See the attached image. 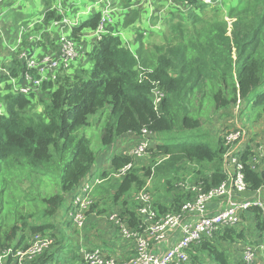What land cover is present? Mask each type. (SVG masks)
Listing matches in <instances>:
<instances>
[{"label": "trees", "instance_id": "1", "mask_svg": "<svg viewBox=\"0 0 264 264\" xmlns=\"http://www.w3.org/2000/svg\"><path fill=\"white\" fill-rule=\"evenodd\" d=\"M175 1L180 9L168 12L161 33L134 41L138 44L136 54L125 47L118 32L107 28L84 54L90 66L79 64L74 70L60 72L55 82H43L37 95L11 92L7 82L17 77V69L21 74L25 71L23 63L12 57L8 75H0L6 92L0 95L5 108V114L0 115V256L26 248L27 238L39 236L48 237L51 245L25 264H83L78 239L81 230L74 229L67 215L71 201L66 209L64 205L94 169L96 155L90 141L78 135L81 128L90 125L91 116L99 114L105 119L100 134L104 147L123 137H138L142 131L153 134L155 140L161 136L163 144L154 143L146 150L147 166L139 165L129 152L115 154L109 173L101 175L99 187L103 190L94 195L96 200L84 215H104V210L94 211L106 201L117 208L122 222L142 232L145 224L134 200L137 193L150 197L156 221L179 213L182 204L192 199L185 190L190 184L207 191L225 181L221 169L228 150L224 135L235 128L225 126L211 140L202 125L210 116L240 103L257 112L255 121L264 117V0H236L226 16L218 7H208L200 0ZM52 3L42 0L46 11L36 28L62 20ZM123 7H131L128 0ZM137 17L138 11L132 10L124 26L132 25ZM100 19V12L93 13L72 28L70 38L79 42L81 33L95 31ZM151 37L157 40L144 48ZM259 88L262 91L255 94ZM251 136L257 142L252 143ZM248 144L239 160L250 193L264 187V157L255 170L250 163L256 147L262 145L264 151V141L260 144L253 134ZM215 160L219 165H213ZM128 164H132L130 170L119 175ZM190 164L199 168H187ZM24 179H47L56 191L19 200L14 188ZM153 181L163 184L165 196L148 189ZM131 191L133 195L125 199ZM61 216L69 218L77 241L63 244L68 238L56 222ZM32 219L36 220L30 222ZM108 227L113 229L111 224ZM54 230L57 235H47ZM248 230L255 237L250 245L264 243V219L256 209L242 217L240 226L219 231L212 239L192 246L189 264H243L241 256H229L227 247L244 241ZM82 238L84 245L94 244Z\"/></svg>", "mask_w": 264, "mask_h": 264}, {"label": "built area", "instance_id": "2", "mask_svg": "<svg viewBox=\"0 0 264 264\" xmlns=\"http://www.w3.org/2000/svg\"><path fill=\"white\" fill-rule=\"evenodd\" d=\"M200 1L206 6H211L212 2H220V0ZM106 12L105 10L102 15ZM62 23L65 24V20ZM107 32V26L104 27L101 22L95 30L97 41ZM61 34L54 54L45 55L42 59H36L26 53L18 54L17 59L23 63L25 71L21 74L22 84L18 85L15 79L7 82L11 86V92L24 96L31 93L37 95L43 82L53 83L60 72L70 70L77 59L78 51L69 34ZM7 72L0 64V75H8ZM234 128L229 133L224 132L226 133L224 140L228 147L227 153L223 156L225 181L207 191L190 184L185 187V190L192 194V199L182 204L179 213L167 214L156 221L154 220L155 212L151 209L150 197L143 192L137 193L134 200L140 206L138 215L144 219L145 224L142 232L129 228L128 224L122 222L115 213L108 217L109 224L114 227L121 241L133 245L132 255L127 261L121 262L100 247H81L79 251L83 264H189V252L192 246L204 239H212L219 231L236 227L250 210H258L264 219V199L261 197V189L264 187L249 193L241 173L242 166L239 159L247 145H250L248 144L249 132L237 123L234 124ZM153 138V134L142 131L138 136V143L129 154L136 160L143 158L146 150L153 145ZM263 157L264 151L261 145L254 149V155L250 156L252 169H256L259 165L257 163ZM131 166L132 164L125 165L120 169L119 175H124ZM93 173L94 170L86 176L83 185L71 199L72 209L69 213L74 227L78 230L81 228L85 212L92 204L93 189L103 182L101 174L94 175ZM113 176L117 177L112 174L111 177ZM246 193L251 194L248 199L239 198L240 195ZM215 201H220L221 207L211 212L207 209V205ZM190 217H194L195 220L190 222ZM175 235L177 238L174 243L166 248L160 247L162 244L170 243ZM50 245L51 240L48 237L36 236L26 248L13 252L7 251L0 256V264H25L49 249ZM263 245L246 246L240 255L241 262L243 264H264Z\"/></svg>", "mask_w": 264, "mask_h": 264}, {"label": "rangeland", "instance_id": "3", "mask_svg": "<svg viewBox=\"0 0 264 264\" xmlns=\"http://www.w3.org/2000/svg\"><path fill=\"white\" fill-rule=\"evenodd\" d=\"M5 1H7V0H0V5L3 4ZM37 1L39 3L42 2V0H37ZM149 1H151V0H149ZM164 1H166V0H164ZM23 2H25V1L23 0ZM26 2L27 3L24 6V14H21V18L24 17V18H22L23 19L22 22L25 20L26 21L28 20L27 23L30 25V28L31 29L35 28L34 33L36 34V36H39V37L42 36L45 39H49V42H47V45H49L52 40L57 41L59 39L60 35H62L61 32L56 34V30L54 28L47 27V26H43L40 29L36 28L37 25H40V23H41L40 15L42 12L34 11V13H39V15H35L31 19L27 18V11L31 8V4L29 1H26ZM161 2H163V0H159L157 3H154V4L152 1H151V3L150 2L148 3V4H150V6L153 4L152 7H150L148 5L149 14H150L149 19H151V23H150V21H148V22L152 26V28H151V30L149 28L140 30L139 32L141 34H134V32L132 30L133 25L135 23H137L139 20L138 17L135 19V21L132 25L124 26V21H125V19H127L131 15L132 10L130 11V9H125L123 7L125 5L123 0H120V2H118V0H106L105 9H103L102 11L104 12L106 10L107 12L101 16L100 23L102 22L104 27L107 26V28L111 27L114 29H118V34L121 37V39H123V41L125 43V47L127 46L131 51H134L133 53L136 54L138 44L134 43V41H136L139 38V36H141L142 38H140V39L143 40V39L150 37L151 34L156 35V34L161 33L164 30L163 20L166 17L169 19V17L166 16L167 13L171 12V11H173V12L178 11V10H174V9L172 10L171 8H169L167 11L166 6L164 4L160 5ZM221 2H222V4H220ZM226 3H231L232 5H235L236 0H220L219 3L218 2H212L211 6H208V7H211V8L218 7L220 12H221L220 14L226 16L225 14L228 13L229 8L231 7V6L227 5ZM223 4L226 6L224 7ZM177 5H179V3H177ZM72 8L73 7H69V6L60 7V9L62 11H67V10L72 11ZM98 10H99L98 7L93 8V11H94L93 13L98 12ZM0 12H3V11L0 9ZM73 13L74 12L72 11V14ZM93 13L85 14L86 16L82 17V21L88 19ZM0 14H1V16L5 17V19H7L9 12H3ZM161 19H162V21H161ZM118 20H119V22H116ZM225 20H227L229 23L231 21L228 18H225ZM121 21H122V25L120 23ZM60 25H61V23H60ZM63 25L65 26V31L67 32V31H69V29H71V26L73 25V23L71 21L69 22L65 19V24H63ZM49 29H52L54 31L51 33L52 37H50V33L48 32ZM114 29H112V30H114ZM23 31H24V29L22 27H20L19 33L14 32L9 37H5L2 29L0 28V40L2 42H4V43H1V45H0V62L3 61V58H5V60L7 62H9L5 65L6 70L10 64V60L12 59L10 52H12L14 50V48L19 47L22 43L21 33ZM135 35H137V38H134ZM156 38L157 37L149 38V40L144 44V45L147 44L146 46H144V48H147V46H150V44L152 43L153 40H157ZM19 40H20V42L18 43ZM13 43H16L14 48L6 46V44H13ZM136 45H137V48H136ZM77 51H78L79 55L81 56V55L89 52L90 47L87 46L86 49L84 48V50L82 51L80 46L77 45ZM5 54H6V56H5ZM13 54H14V56H16V58L18 57V55H16V54H18V51H16V49L14 50ZM83 62H85V61H83ZM4 85H5L4 83H2V85H0V95L1 96H2V89L4 88ZM261 91H262V88H259L255 92V94H258ZM236 107H237V105H236ZM236 107H233V106L229 107L225 110L220 111L219 113H216L215 115L210 116L206 120L205 124L202 125L203 132L206 134V137H208L211 140H215V137L221 134V132L225 126H234L235 123L240 124L244 128H247L249 130L248 132L250 134L251 133L255 134L259 138L263 137L264 136V117H262L260 119L261 121H259V120L255 121L257 112L252 111V109L250 107H248L246 105V103H240V105H238V109H236ZM107 113H108V109L106 108L104 110L105 118H106ZM3 114H5V108L2 106V108L0 109V115H3ZM102 117L103 116H100L99 114L96 116L89 117L90 125L83 127L78 131L79 136L87 138L90 141L91 149L96 155V161H95L94 167L99 165V174H102V172L105 170H108V168L110 170L111 159L113 158V156L115 154L121 155L118 152L119 146L123 145L121 148V150H122L121 152L124 153V152H130L132 150V148L135 147L136 144L138 143V137H129L130 140H125V141L121 140L120 143H119V140H116L113 143V145L110 147L102 146L101 142H100V134H101V128H102L104 121H105V119H103ZM99 119H101V120H99ZM159 138H160V140H155V137H154L153 138L154 140L153 139L152 140L156 143L163 144V140L161 139L162 137L159 136ZM251 141H252V143H255V142H257V139H255V137L253 138L251 136ZM148 157L149 156L147 155L146 157H143L141 159H137L136 161L139 165L147 166L148 161H149ZM213 165H215V166L219 165L218 160H215L213 162ZM187 168L197 170L199 168V166L197 164H190V165H187ZM222 168H223V164L221 165V169ZM204 171H206V173H208L207 170H204ZM17 184H18V187L13 186V187H15L14 188V194L16 195L17 199L22 200V201L33 200V199H36L41 194L50 195L51 193H54L56 191V189L54 187H52V184L47 179H44V181H36L35 179H30V180L24 179V180L18 182ZM151 188H154V190L156 192H158L161 196L166 195L163 184H159V183H156L153 181V184H152V182H150V184L148 186V189H151ZM99 189L103 190V186L102 187H99V186L96 187L94 189V192H92V196H91L92 204L96 200V198L94 199V195L98 193ZM132 193H133V191L129 192L124 198L125 199L129 198L130 196L133 195ZM26 195H29V197L26 198ZM150 195L153 199L154 198L153 194L150 193ZM70 201H71V198L66 200L65 205H64L65 206L64 209H66V207L68 206ZM105 203H106V201L101 203V204H98L97 208L94 211V212H97L100 210H104L105 211L104 215L94 216L91 213L89 216L84 215L83 222H81V228H79L81 230V231H79V238H78L79 242L81 244L80 247H83V248L101 247L102 248L100 243L103 244L104 241L106 243H112L116 249H118L117 245L119 242H120V245H122L120 238L117 235L114 236L112 229L110 227H108V225L110 223L108 220V217L112 213L117 214L118 213L117 208L112 207L111 205L105 204ZM69 212L70 211H68L67 215L72 220V217H71ZM68 217L67 216L66 217L61 216V218H58L56 220V222L58 223L59 230H62L64 235H66L68 238L67 241L66 240L62 241L63 244H68L69 241H71V242L77 241L76 234H74V229L76 230V228L74 227V229H72L73 226H70ZM35 220L36 219H32V220H30V222H34ZM57 223H55V224H57ZM67 223H69V225H67ZM237 226H240V224ZM56 231L57 230H54L53 232H49V234L47 233V235H49V236L51 234L57 235ZM86 234H89V236L86 237ZM82 236H84L85 242L94 243V244H91L92 246L84 245V242H82V240H83ZM107 236L109 237V240H108ZM251 238H252V236L250 234V231L249 230L246 231L244 241L227 247L229 254H230L229 256L231 258L238 259L240 254H242L243 249L247 245H250ZM30 239L31 238H27V240L25 241V244H29L32 240V239L31 240ZM95 244H97V245H95ZM111 255L120 261V259L116 256V254H111ZM122 255L123 254H121L120 256H122ZM120 258L123 259L122 257H120Z\"/></svg>", "mask_w": 264, "mask_h": 264}, {"label": "crops", "instance_id": "4", "mask_svg": "<svg viewBox=\"0 0 264 264\" xmlns=\"http://www.w3.org/2000/svg\"><path fill=\"white\" fill-rule=\"evenodd\" d=\"M24 1L25 2H23V0H7L3 4L0 5V9L3 12H9L7 19H5V17L1 16V14H0V28L2 29L4 36L9 37L14 32L19 33L20 27H22L24 29V31L21 33L22 43L19 47L14 48L16 43L6 44V46L7 47H13L14 50L18 49L19 50L18 54L20 52H21V54L26 53L28 56H33L36 59H42L43 57H45V55L54 54L58 48V45H59L58 41L52 40L51 43L49 45H47V42H49V39H45L42 36L41 37L36 36V34L34 33L35 28L31 29L30 25L27 23L28 20L27 21L25 20L22 22V20H23L22 18H24V17L21 18V14H24V6L27 3L26 1H29L31 4V8L27 11V18L31 19L33 16L39 15V13H34V11H40V12H42L40 15L41 23L43 21V15H44V12L46 11V7H44L42 5V2L39 3L37 0H24ZM123 1H124V3H127V0H123ZM151 1L154 4V3H157L159 0H151ZM151 1H149V0H146V1L145 0H128V3L131 5V7L126 8V9H130V11L131 10H137L139 13V20L140 21L138 20V22L135 23L133 25V28H132L134 34H141L139 31L142 29H146V28L147 29L149 28L151 30L152 26L148 22V21H150V23H151V19H149L150 14H149V8H148V5L150 6V4H148V3L149 2L151 3ZM118 2H120V0H118ZM163 4L166 6L167 11L169 8H171L172 10L175 8L180 9V7L177 5V2L175 0H166V1L163 0V2H161L160 5H163ZM220 4H222V2ZM226 4L231 6V7L234 6L231 3H226ZM152 5L150 7H152ZM62 6L73 7L72 11L74 13L72 14L71 10L62 11L60 9V7H62ZM105 6H106V0H53L52 8H56L58 10V12L62 15L63 18L61 21L52 22L47 27L54 28L56 30V34L61 32V33H68L70 35L72 28L80 25L82 22L87 20L86 19V20L82 21V17L86 16L85 14L93 13L94 12L93 8L98 7V9H99L98 12H100L102 15V13H103L102 10L105 9ZM3 12H0V13H3ZM65 19L67 21H69V22L71 21L73 23V25L71 26V29H69V31H67V32L65 31V26L62 24V21ZM161 21H162V19H161ZM116 22H119V20ZM60 23H61V25H60ZM120 23L122 25V21ZM43 26L44 25H42V27ZM109 28H110V30L114 29L111 27H109ZM112 31H114V33H116V32H118V29H114ZM48 32L50 33V37H52L51 33L54 31L52 29H49ZM134 38H137V35H135ZM145 40L146 39H144L143 41H145ZM96 41H97V38L95 36V31H89V30H85L81 33V40L79 42H75L73 40V42L75 44V48L77 49V45H79L82 51L84 50V48L86 49L87 46L90 47V51H91L94 44L96 43ZM19 42H20V40L18 41V43ZM1 43H4V42H2L0 40V45H1ZM136 48H137V45H136ZM14 50L12 52H10L11 58L14 56V54H13ZM132 52H134V51H132ZM5 56H6V54H5ZM83 61H85V62H83ZM10 62H11V60H10ZM7 63H9V62H7L5 60V58H3V61L0 62V64H2L1 66L3 68H5V65ZM81 63H82V65H86V67L90 66L89 64L87 65L86 58L84 57V54L80 56L78 53L77 59L72 64L70 70H74L76 68V66L81 64ZM17 71H19V74L17 75L15 80H16V83L18 85H20V84H22L20 68L17 69ZM2 95H4V88L2 89ZM250 135H253V134L251 133ZM250 135H249V138H250ZM129 137H133V136L123 137L124 139L123 138L119 139V143L121 140H124V141L130 140ZM259 139H260V144H262V142L264 141V136L259 138ZM154 143H156V142H154ZM154 143H153V145H154ZM122 146L123 145L118 147L119 154L128 153V152H124V153L121 152ZM93 170H94V173H93L94 175H100L99 174V165L95 166ZM222 170H223V168H222ZM109 171L110 170L108 168V170L103 171L102 174H107V173H109ZM101 175H100V177H101ZM249 196H251V194L246 193L245 195H240L239 198L240 199H242V198L248 199ZM261 197L264 199V188L261 189ZM220 207H221L220 201H215L214 203L207 205V209L211 212L218 210ZM189 220H190V222H192L193 220H195V218L190 217ZM112 228H113L112 229L113 235L118 236L114 227H112ZM250 234L252 236L251 242H253L255 237L251 233V231H250ZM176 238H177V236L175 235L170 243L162 244V245H160V247L161 248L168 247L169 245L174 243ZM108 240H109V237H108ZM120 241H121V239H120ZM121 243H122V245H120V242L118 243V245H117L118 249H116L112 243H106L104 241L103 244L102 243L101 244H102V246L104 245L102 247V249L107 254H116V256L120 259L121 262H125L128 260V258L134 252V247L130 243H123L122 241H121ZM262 244H264V243H262ZM251 246H255V245L252 244ZM121 254H123V255L120 256ZM120 257H122L123 259H121ZM238 258H240V256Z\"/></svg>", "mask_w": 264, "mask_h": 264}]
</instances>
